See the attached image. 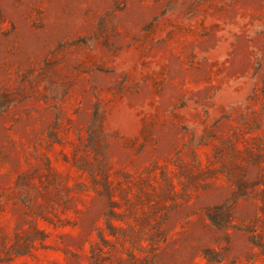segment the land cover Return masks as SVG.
Wrapping results in <instances>:
<instances>
[{"label":"rangeland","instance_id":"rangeland-1","mask_svg":"<svg viewBox=\"0 0 264 264\" xmlns=\"http://www.w3.org/2000/svg\"><path fill=\"white\" fill-rule=\"evenodd\" d=\"M0 264H264V0H0Z\"/></svg>","mask_w":264,"mask_h":264}]
</instances>
